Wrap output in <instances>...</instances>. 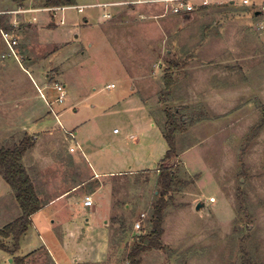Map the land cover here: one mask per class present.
<instances>
[{
  "label": "rangeland",
  "instance_id": "1",
  "mask_svg": "<svg viewBox=\"0 0 264 264\" xmlns=\"http://www.w3.org/2000/svg\"><path fill=\"white\" fill-rule=\"evenodd\" d=\"M25 1L40 6L43 0ZM106 1L115 0H75L90 5L56 15L55 10L39 12L35 23L43 29L29 49L31 60L10 55L0 36V144L17 142L19 126L45 109L40 93L48 91L51 107L65 108L59 117L64 128L42 145L51 156L49 166L62 167L67 148L77 155L78 144L88 141L97 149L90 157L99 161V169L111 168L120 157L130 160L132 168L147 169L103 180L117 204L108 217L106 254L100 262L70 264H128L138 236L149 231L157 198L154 169L167 148L161 133L166 108L184 122L175 134L177 156L171 163L185 184L171 192L165 211V249L142 252L141 264H264V27L257 26L262 14H255L264 0H217L185 13L187 19L164 12L159 3L95 5ZM14 7V0H0L1 10ZM104 12L111 16L103 17ZM34 27L22 33L29 39ZM169 60L186 66L172 71L171 94L162 97ZM54 82L66 84L63 103L55 101ZM112 83L113 88L106 87ZM3 101L9 106L20 101V111L4 112ZM76 126L81 130L74 135ZM113 126L120 130L117 136L107 130L113 134ZM64 130L73 133V141ZM74 165L76 171L83 168L77 158ZM86 187L79 195L84 197ZM6 189L0 177L1 201L8 199ZM200 202L204 206L197 210ZM56 205L42 210L45 221L35 216L34 226L19 241L20 254L34 250L28 264H55L53 257L68 264L84 252V244L62 241L57 234L61 226L49 217ZM5 214L0 212V226L10 218ZM85 217L91 222L89 214L77 219L84 228ZM0 264H9L1 248Z\"/></svg>",
  "mask_w": 264,
  "mask_h": 264
},
{
  "label": "crops",
  "instance_id": "2",
  "mask_svg": "<svg viewBox=\"0 0 264 264\" xmlns=\"http://www.w3.org/2000/svg\"><path fill=\"white\" fill-rule=\"evenodd\" d=\"M14 1H15V7L13 9L21 8V9H26L27 11L17 15L12 13L3 15V17L5 18V19L3 18L4 19L3 26L4 27L8 26L7 29H14V34L18 39V44L15 46V51L18 53V55L21 58H27L31 60L30 58L31 53L29 49L32 47L31 45L33 39L38 38V35L43 29L42 26H38V24L35 23V21H37L38 19L37 14L39 12H43V11L49 12L53 10L49 9L43 4L38 6V5H33L31 2L26 3L25 0H20V1L14 0ZM115 1H123V0H115ZM228 1L233 3L234 0H228ZM86 5L88 6L90 4L64 6V9H56L54 15H56L58 11L65 10L69 7L86 6ZM135 5H143V4H135ZM160 5L163 7L162 4ZM5 11H10V10L7 9ZM182 15L184 18L189 17V15H185V13H183ZM59 22L63 23L62 16ZM31 25L35 26L33 29H31L32 31L33 30L35 31L34 32L35 34L28 39L26 37V33L23 32L24 33L23 34L22 30ZM56 26L57 24L55 23L52 28ZM61 43L63 42H58V44ZM64 86H66V84H64ZM43 89L44 90L47 89V84L44 83ZM40 97L44 99L43 103L45 105V109L42 112H39L38 115L32 114L30 116L31 117L30 123H25L19 126V130L17 132L18 135L16 136V139H14V141H18L24 134H28L33 137L34 144L30 149H28L24 153L22 162L32 180L36 194L40 199L41 208L31 216L30 226H34L35 224L34 218L37 215H39L38 218H41L40 219L41 221L44 220V217L41 214V212L46 206L57 203V205L55 206V210L53 211V213L50 214L49 217L52 223H55V221L57 222L58 228L61 226V228H59L56 231L58 235H61L60 239L64 241V238L65 239L67 238L73 240L74 242L76 240V243L78 244L80 243H82V245L84 244V246L81 245L82 250L84 251L83 253L80 252L76 253V256L74 255L70 260L68 259L65 262H67L68 264H70V262L77 263L79 260L100 262L102 261V256L103 255L105 256L108 248V239L110 233L109 232L110 230L108 228L109 226L108 217L111 216L112 210L115 209L114 205L115 206L117 205L116 201L115 203L113 202V199L110 196V193L108 192V186H109L108 182L105 181L104 183L103 180H106V178L109 176H116L118 174L125 172H129L133 174V173H137L138 171L147 170V169L132 168L130 160L128 159L124 160L123 157L115 158V160L110 164L112 166V167L110 166L111 168L99 169L98 168L99 161L97 159H92L90 157L94 152L97 151V149L95 146H93V148L88 146L85 143L88 141H83L81 144H78V150L80 152L77 155H73L72 153H70L71 151H69V149L67 148L69 153H67V156L65 157L66 158L65 165H64V161H62L61 163L62 167L49 166V160L51 156L43 152L44 148H42V145L50 144L51 136L57 133V129L59 128L62 129L61 127L64 128V125L62 124V121L60 120L59 117L64 113L65 108H63V110L60 112L54 110L51 107L53 100L49 99L48 91L45 94L41 92ZM22 99L26 102L27 96H24ZM2 104L4 107L3 111L6 109L8 110V112H13V111L19 112L21 109L20 101L15 102L12 106H9L10 104L8 103L5 104V101H3ZM7 104H8V108L6 107ZM47 106L50 107V110L48 109ZM4 116L5 115H3V117ZM48 118H50L51 121L48 122L47 120ZM109 128H107V130L111 135L117 136L120 133V130H118L117 133H114L113 129H115V127L113 126L111 128V131L113 132L112 134L110 133ZM80 130H81V126H76L73 127L71 131H73L74 135H76L77 133L78 134L80 133ZM67 131L68 130H64L65 133L70 132ZM127 136L128 135L126 134L125 137ZM70 139L72 141L74 140V138H72L71 135H70ZM55 155L56 154H54V156ZM75 158H77L81 163H83V168L81 169L80 167V170L78 169L77 171L74 165ZM69 159L72 160L70 164H69ZM133 159H135V157H133ZM124 164L126 166V169H123ZM157 167L158 166H156L154 170H157ZM155 177H154V182L156 180ZM152 180L153 177L150 178L149 180L151 184H153ZM84 185L87 186L86 187L87 193L84 195V197L86 195H89L91 197L92 199L91 207L84 206L83 204L84 197L79 195L80 191L82 190V186ZM6 193L8 199H6L5 201L0 200V210L3 209L0 212L3 214L6 213L5 215L9 214L10 218L6 220V222H4L0 226V228L5 224H7L8 222L14 220L21 214L20 207L10 187L9 189H6ZM125 206H128V203H126ZM85 214L91 215L92 220L91 222H88V218L85 217L84 219L87 223L85 224V228H84L78 224L77 219L81 215L84 216ZM51 216L54 218H52ZM26 232L22 236H24ZM7 241H10V239H7ZM85 244H87L88 246H86ZM33 251L31 250L24 254H20L18 251V254L20 255L29 254L30 256V254H32ZM3 252L10 264L11 263L10 254L6 251ZM94 255H99V257L94 258L93 257ZM52 260L55 264H64L63 260H59L54 257Z\"/></svg>",
  "mask_w": 264,
  "mask_h": 264
},
{
  "label": "trees",
  "instance_id": "3",
  "mask_svg": "<svg viewBox=\"0 0 264 264\" xmlns=\"http://www.w3.org/2000/svg\"><path fill=\"white\" fill-rule=\"evenodd\" d=\"M42 4L46 7H59L76 5V2L75 0H43ZM3 18V16H0V23L2 24ZM4 28L7 29L8 26ZM169 65V69H166L163 75L164 88L161 91L162 97L171 94L174 84L172 71L186 66V63L183 61L180 63V60H169ZM183 124L184 122L177 117L175 110L165 109V122L161 133L167 148L157 167V188L155 189L157 198L153 203L148 220L150 229L148 232L138 236L137 243L127 254L128 264H141L140 254L146 250L165 249V245L161 240L164 233L165 211L169 202L173 200L171 192L177 186L185 184L179 178L177 170L171 163V160L177 156L175 134L183 130ZM33 144V137L28 134H24L11 146L0 144V176L13 191L21 210V214L17 218L0 228V248L10 254V264H27V256L29 254H18L19 241L31 224V216L41 208L40 199L22 162L24 153ZM7 239H10V245L4 241Z\"/></svg>",
  "mask_w": 264,
  "mask_h": 264
},
{
  "label": "built area",
  "instance_id": "4",
  "mask_svg": "<svg viewBox=\"0 0 264 264\" xmlns=\"http://www.w3.org/2000/svg\"><path fill=\"white\" fill-rule=\"evenodd\" d=\"M217 0H123V1H109L104 3H98L95 5H99L102 7H109V6H116V5H135V4H146V3H159L162 4L164 7V12H169L172 14H183V13H190L194 11L198 6H206L208 4H211L212 2ZM242 2L247 3L249 0H242ZM49 9L56 10V9H64V6L59 7H48ZM27 11L26 9L16 8L10 11L0 10V16L6 15L8 13L12 14H21L23 12ZM259 14H262L263 19L261 22L257 25L258 28L264 27V7L262 10H260ZM111 16L110 13L104 12L103 17L109 18ZM17 23V22H16ZM15 23V24H16ZM0 36L3 39L4 43L6 44L9 54L12 55L14 58H18L19 55L15 51V46L18 44V39L16 35L14 34V29H5L3 24L0 23ZM3 56V55H2ZM115 85L108 84L107 88H113ZM53 89H55L58 93L57 97L55 98V101L58 103H63L65 100V86L64 84L60 82H54ZM114 133L118 132V129H113ZM71 137H73V133L69 132ZM213 200V198L211 199ZM84 206L91 207L92 206V199L89 195H86L83 200ZM145 214H140V221L144 218ZM136 221L134 224L135 229L139 230L141 228V222Z\"/></svg>",
  "mask_w": 264,
  "mask_h": 264
},
{
  "label": "water",
  "instance_id": "5",
  "mask_svg": "<svg viewBox=\"0 0 264 264\" xmlns=\"http://www.w3.org/2000/svg\"><path fill=\"white\" fill-rule=\"evenodd\" d=\"M259 12L260 11H256V15H258L259 14ZM202 206H204V203L203 202H200V203H197V205H196V209L198 210L200 207H202Z\"/></svg>",
  "mask_w": 264,
  "mask_h": 264
}]
</instances>
